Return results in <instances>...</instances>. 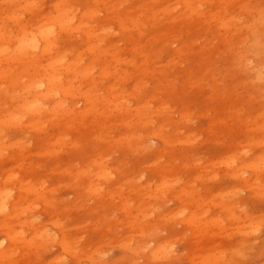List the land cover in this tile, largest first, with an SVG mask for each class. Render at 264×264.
I'll list each match as a JSON object with an SVG mask.
<instances>
[{"label":"rangeland","instance_id":"374dc122","mask_svg":"<svg viewBox=\"0 0 264 264\" xmlns=\"http://www.w3.org/2000/svg\"><path fill=\"white\" fill-rule=\"evenodd\" d=\"M188 2L0 0L10 49L56 4L72 5L71 26L82 24L60 30L53 50L0 57V187L13 185L11 203L22 207L40 200L19 217L0 214L19 233L3 241L12 253L0 264H264V0ZM64 53L75 61L60 71L77 111L24 115L22 84L38 83ZM44 228L57 240L38 237Z\"/></svg>","mask_w":264,"mask_h":264},{"label":"bare ground","instance_id":"6f19581e","mask_svg":"<svg viewBox=\"0 0 264 264\" xmlns=\"http://www.w3.org/2000/svg\"><path fill=\"white\" fill-rule=\"evenodd\" d=\"M82 1V0H81ZM188 5L190 4L188 1L189 0H184ZM161 3V2H160ZM134 4V2H133ZM160 5V4H159ZM162 5V4H161ZM53 6V5H52ZM72 5H68L66 7L60 6V4H56L55 6V10L56 13L53 15H50V17L48 18L49 20L44 22L41 25L37 26V31H32V28H29L27 26H24L22 29H20V35L15 37L17 43L15 44V47H12V49H10V41H12L10 38L6 37V33L8 32L6 29L5 30H1L0 29V57L2 55H5V53L9 50H11V53L9 55L6 56V58L8 60H13L16 57H31L34 56L33 54L36 53L37 50H41L42 52L44 51H49V50H53L54 48H56L58 46V41L56 40L57 38V34L59 33L60 30L64 29L66 26H71L72 21H74V18L76 17V13H73V9L70 10V7ZM150 9V8H149ZM34 16V15H33ZM72 29H76V30H80L82 31V24L79 23L78 25L75 26H71ZM75 31V30H74ZM99 32V31H98ZM132 33V32H131ZM210 33V32H209ZM8 34V33H7ZM85 34L87 36L88 39H90L94 34V32L89 29V30H85ZM129 34V33H128ZM196 34V33H195ZM211 35V34H210ZM129 36V35H128ZM130 37V36H129ZM193 37V36H192ZM116 38V37H115ZM114 38V39H115ZM133 38V37H132ZM119 39V38H118ZM116 40V39H115ZM181 42V41H180ZM41 43L43 44V46L41 47ZM78 43V42H77ZM198 45V44H197ZM80 47V46H79ZM158 47V46H157ZM81 48V47H80ZM98 44L90 41V43L88 44V50H96L98 49ZM171 49V48H170ZM86 50V49H85ZM170 51V50H169ZM66 54H58L56 55L54 58H52V60L48 63L47 65V75L43 78H41L38 83H35V81H32L31 79H29V81H27L26 83H23L22 86H24L25 88V92L30 93L29 95H31L30 98L25 97L21 99V103L18 104L20 109L22 110V113L24 115H37L40 114L43 111L49 110L50 112L53 113H57V112H61L63 111L66 114H70V113H74L73 110H76L75 107L71 106H67V100L66 98L68 97V95H74V92H71L72 89L68 86H65L63 83V74L60 71V68H63L64 70L66 69H74L75 68V61L73 62H66ZM169 55V54H168ZM36 56V55H35ZM198 56V54H197ZM196 56V57H197ZM33 58V57H31ZM170 58V57H169ZM1 59V58H0ZM32 60V59H29ZM222 60V59H221ZM72 61V60H70ZM192 61V60H191ZM10 62V61H9ZM193 63V61H192ZM45 64V63H44ZM190 64V63H189ZM160 65V64H158ZM193 65V64H192ZM191 65V67H192ZM182 68V67H181ZM260 68V66L258 67ZM251 69V68H250ZM261 69V68H260ZM97 71V70H95ZM5 70H1L0 71V77H4L5 74L4 73ZM169 73V72H168ZM174 73V72H172ZM171 73V74H172ZM253 73V72H252ZM170 76V75H169ZM25 79V78H24ZM171 79V78H170ZM12 81L14 82L15 80L12 79ZM177 81V80H176ZM220 83V81H219ZM46 85L45 87V91H38V86L41 85ZM230 85V84H229ZM189 86V85H188ZM131 88V87H130ZM188 92V91H187ZM199 93V92H198ZM57 94H62V98L56 99L54 100V102L50 105V106H43L44 102H47V99L49 97L56 96ZM121 94V93H120ZM196 94V93H195ZM72 95V96H73ZM58 96V95H57ZM181 97V96H180ZM41 98H44L43 100H40ZM193 98V96H192ZM204 98V97H203ZM80 99L84 100L85 104H90V106H93L96 103V98L91 95V93L89 92H85L84 95H80ZM187 99V98H186ZM190 100V99H189ZM42 101H44L42 103ZM182 101V100H181ZM207 101V100H206ZM217 101V99H216ZM232 101V100H231ZM185 102V101H184ZM134 103V102H133ZM183 103V102H182ZM190 103V102H189ZM188 103V105H189ZM193 103V102H191ZM190 103V104H191ZM207 103V102H206ZM143 104V103H142ZM181 104V103H180ZM179 104V105H180ZM214 104V103H213ZM216 104V103H215ZM239 103H237L238 105ZM140 105V104H139ZM147 105V104H146ZM207 105V104H206ZM212 105V104H211ZM17 106V105H16ZM141 106V105H140ZM210 106V105H209ZM132 107V106H131ZM130 107V108H131ZM137 107V106H136ZM170 107V106H168ZM204 107H206L204 105ZM121 109V107H119ZM175 108V107H174ZM88 109V108H87ZM119 109V110H120ZM154 109V108H153ZM164 109L163 105H162V110ZM172 109V108H171ZM203 109V108H202ZM241 109V108H240ZM257 109V108H256ZM15 109L10 110L8 113V117L6 119H4L5 123H8L9 121L12 122L15 116ZM125 110V109H124ZM127 110V108H126ZM77 111V110H76ZM80 111V110H79ZM255 111V110H254ZM132 112V111H130ZM184 112V111H183ZM191 111H189L190 113ZM241 112V111H240ZM174 113V112H173ZM186 114V113H184ZM257 115V114H256ZM252 116V115H251ZM19 117V116H18ZM17 117V119H18ZM161 117V116H160ZM176 117V116H175ZM204 117V116H203ZM16 119V120H17ZM161 119V118H160ZM163 119V118H162ZM161 119V120H162ZM249 119V118H248ZM251 119V118H250ZM244 120V119H243ZM139 121V120H137ZM207 123V122H206ZM95 124V123H94ZM229 124V123H228ZM243 124V122H242ZM25 125V124H24ZM23 125V126H24ZM90 126V125H89ZM97 126V125H96ZM195 126V125H194ZM88 127V126H87ZM235 127V126H234ZM245 127V126H244ZM242 127V129L244 128ZM241 128V127H240ZM238 130V129H237ZM240 130V129H239ZM239 132V131H238ZM246 132V131H245ZM21 133V132H20ZM34 133V132H33ZM190 133V132H189ZM86 134V133H85ZM235 134V133H234ZM263 134V133H261ZM89 135V134H88ZM243 135V134H242ZM259 135V134H258ZM233 136V134H232ZM235 136V135H234ZM56 137V136H55ZM54 137V138H55ZM130 137V136H129ZM152 138H159L160 134L158 132H153L152 135L150 136ZM239 137V136H237ZM236 137V138H237ZM242 137V136H240ZM59 139H62V135H60L58 137ZM246 137H244L245 139ZM39 139V138H38ZM37 139V140H38ZM43 139V138H42ZM45 139V138H44ZM55 140V139H54ZM193 140V138H192ZM104 141V140H103ZM166 141V140H165ZM164 141V142H165ZM249 141V140H248ZM39 142V141H38ZM102 142V141H100ZM214 142V141H213ZM58 143V142H57ZM181 143V142H179ZM215 143V142H214ZM39 144V143H37ZM71 144V143H69ZM56 145V144H55ZM213 145V144H212ZM218 145V144H217ZM241 145V144H240ZM211 146V145H210ZM228 146V145H227ZM118 147V146H117ZM220 147V146H219ZM134 148V147H133ZM2 149V148H1ZM88 149V148H87ZM225 150V149H224ZM223 150V151H224ZM227 150V149H226ZM225 150V151H226ZM47 151V150H46ZM221 152V151H220ZM224 153V152H223ZM227 153V152H226ZM30 154V153H28ZM37 154V153H35ZM151 156V155H150ZM215 156V155H214ZM220 157V156H219ZM21 158V157H20ZM152 158V157H150ZM221 158V157H220ZM159 159V158H158ZM94 160V159H93ZM220 160V159H219ZM96 161V160H95ZM223 162V161H222ZM153 163V162H152ZM151 163V164H152ZM209 164V163H208ZM162 165V164H161ZM211 165V164H210ZM243 165H245L243 163ZM81 166V165H80ZM157 167V166H156ZM239 169V168H238ZM109 173L110 171H106L105 169L103 171L100 172V176L101 178L105 179V180H109ZM155 175V174H154ZM111 176V175H110ZM193 177V176H192ZM16 174H13L12 172H10L9 174L6 175V178H4V180H6L7 183H14V181L16 180ZM111 178H113L111 176ZM46 183V182H45ZM10 185V184H9ZM7 186V188H1L0 187V214H2L3 216H9V214L11 212H14V216L19 217V212L21 211H27L30 210L32 205L36 204L38 201L40 200H35L33 203L28 204L24 207L20 206L19 203L17 201H15L14 203H11V196L13 194L12 189L14 188L13 185ZM28 185V184H27ZM166 181H164L162 183V187L166 186ZM12 186V187H11ZM24 191L27 192H34L35 189L33 186L28 185V186H23ZM160 188V187H159ZM45 191V190H44ZM39 197V196H38ZM177 201H179L178 199H176ZM12 204V206H11ZM9 206H11V210H9ZM152 215V214H151ZM222 220V219H221ZM193 222V221H192ZM197 224V221H196ZM32 225H34L32 223ZM214 229V228H213ZM208 234V232H207ZM17 235H19L18 231L15 229L14 225L9 224L8 222H3L0 223V246L3 245V241L4 242H8L9 245L14 244V242L17 239ZM38 237H42L45 236L43 239L45 240V242L47 243L49 240L51 241H56L57 239H53L52 235L48 232V229L44 228L41 230V232L37 235ZM52 238V239H51ZM143 241V239H142ZM32 242V240L30 241V243ZM34 242V241H33ZM32 242V243H33ZM59 244L61 245L63 252L64 253H71L72 250V244H70V240L67 236H63L62 239L59 241ZM195 244V243H194ZM196 245V244H195ZM128 248V247H127ZM157 250V249H156ZM160 250V249H159ZM197 250V249H196ZM158 251V250H157ZM157 251H155V254L157 253ZM212 252V251H211ZM12 253V251H10L9 249H4L2 251H0V255L1 256H9ZM213 253V252H212ZM25 254V253H24ZM151 254V253H150ZM161 254V253H160ZM197 254V253H196ZM211 255V254H210ZM158 256V255H157ZM198 256V255H196ZM205 256V255H204ZM203 256V257H204ZM208 255H206L207 257ZM212 256V255H211ZM153 257V256H152ZM160 257V256H159ZM195 257V255H194ZM202 257V258H203ZM206 257H204L206 259ZM210 257V256H208ZM157 258V257H156ZM201 258V257H200ZM203 258V259H204ZM202 259V260H203ZM208 259V258H207ZM206 259V260H207ZM205 260V261H206ZM201 262V260H199ZM204 261V260H203ZM202 261V262H203ZM204 261V263H205ZM209 261V260H208ZM12 262V261H11ZM194 262V260H193ZM197 262V261H196ZM201 262V263H202ZM218 262V260H217ZM208 263V262H206ZM212 262H210L211 264ZM220 263V262H219ZM14 264V263H13ZM198 264V263H197ZM221 264V263H220Z\"/></svg>","mask_w":264,"mask_h":264}]
</instances>
